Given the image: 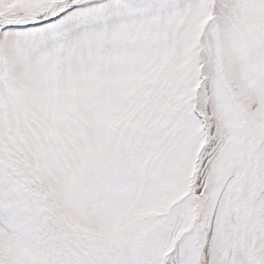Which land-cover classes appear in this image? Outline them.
Here are the masks:
<instances>
[{"label": "snow or ice", "instance_id": "snow-or-ice-1", "mask_svg": "<svg viewBox=\"0 0 264 264\" xmlns=\"http://www.w3.org/2000/svg\"><path fill=\"white\" fill-rule=\"evenodd\" d=\"M0 264H264V0H0Z\"/></svg>", "mask_w": 264, "mask_h": 264}]
</instances>
